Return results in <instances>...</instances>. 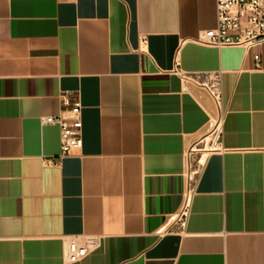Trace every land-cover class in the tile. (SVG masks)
Segmentation results:
<instances>
[{"label":"crops","instance_id":"1","mask_svg":"<svg viewBox=\"0 0 264 264\" xmlns=\"http://www.w3.org/2000/svg\"><path fill=\"white\" fill-rule=\"evenodd\" d=\"M216 26L215 0H0V264H264V43L195 42ZM213 72L222 141L179 230L215 116L185 76ZM69 90L83 146L53 164L60 127L41 118ZM71 236L99 246L68 263Z\"/></svg>","mask_w":264,"mask_h":264},{"label":"built area","instance_id":"2","mask_svg":"<svg viewBox=\"0 0 264 264\" xmlns=\"http://www.w3.org/2000/svg\"><path fill=\"white\" fill-rule=\"evenodd\" d=\"M217 8V26L201 32L194 40L199 44L215 47H242L251 50L264 43V0H215ZM260 61V55H255ZM210 96L214 108L210 132L198 140L189 149L187 188L180 215L174 225L183 230L187 223L190 204L196 185L203 169V157L210 149L221 144L223 136V93L221 72L186 75ZM62 115L43 116V124H58L60 127L61 151L56 159L48 162L57 164L63 158L80 150L83 146V118L80 95L75 91H65L60 95ZM210 140L207 142V138ZM204 143V144H203ZM193 157V158H192ZM99 246L98 238L71 236L65 246V260L75 263L83 260Z\"/></svg>","mask_w":264,"mask_h":264},{"label":"rangeland","instance_id":"3","mask_svg":"<svg viewBox=\"0 0 264 264\" xmlns=\"http://www.w3.org/2000/svg\"><path fill=\"white\" fill-rule=\"evenodd\" d=\"M210 140V137L207 139V142ZM204 144V143H203ZM203 159H204V157H203Z\"/></svg>","mask_w":264,"mask_h":264},{"label":"bare ground","instance_id":"4","mask_svg":"<svg viewBox=\"0 0 264 264\" xmlns=\"http://www.w3.org/2000/svg\"><path fill=\"white\" fill-rule=\"evenodd\" d=\"M208 139V138H207Z\"/></svg>","mask_w":264,"mask_h":264}]
</instances>
